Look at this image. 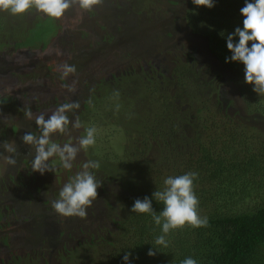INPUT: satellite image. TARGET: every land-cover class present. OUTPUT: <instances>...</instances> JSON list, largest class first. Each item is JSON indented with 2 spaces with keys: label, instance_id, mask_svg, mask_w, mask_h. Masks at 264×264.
Returning a JSON list of instances; mask_svg holds the SVG:
<instances>
[{
  "label": "rangeland",
  "instance_id": "obj_1",
  "mask_svg": "<svg viewBox=\"0 0 264 264\" xmlns=\"http://www.w3.org/2000/svg\"><path fill=\"white\" fill-rule=\"evenodd\" d=\"M243 6L244 0H216L211 9L192 0H99L86 11L70 7L58 19L35 9L21 15L2 11L9 23L24 26L28 37L16 40L15 31L5 34L8 23L0 26V264H82L74 255L88 244L101 251L99 242L113 240L119 217L152 190L156 174L168 167L182 172L183 166L170 165L166 156L172 152L175 159H184L183 136L190 135L189 124H202L207 109L219 113L218 118L209 114V121L228 116L234 125L240 121L264 133V111H252L249 104L255 100L243 98V65L225 63L212 47L214 27L221 29L225 20L242 26ZM50 20L56 28L48 41H33L32 35L41 37ZM65 63L75 66V73L64 77ZM182 63L192 67L190 86L183 78L187 72L178 69ZM146 82L155 88L154 101L142 90ZM250 88L247 95L253 96ZM257 97L264 108V96ZM67 102L79 103L67 115L70 121L79 118L81 127L70 124L68 132L53 136L54 142L78 144L85 129L95 127L96 143L78 153L70 170L53 157L52 171L33 172L34 150L21 138L39 132L25 114L30 110L47 118ZM8 144L16 147L15 166L5 161L13 155ZM93 160L100 167L90 171L101 186L86 217L58 216L51 200ZM255 195L264 199V188ZM102 252L96 257H104ZM26 253L32 257L15 262V255Z\"/></svg>",
  "mask_w": 264,
  "mask_h": 264
},
{
  "label": "trees",
  "instance_id": "obj_2",
  "mask_svg": "<svg viewBox=\"0 0 264 264\" xmlns=\"http://www.w3.org/2000/svg\"><path fill=\"white\" fill-rule=\"evenodd\" d=\"M1 12L0 26L8 23L5 28L7 31H15L14 39L28 37L23 31L24 26H20L18 22L9 23L10 17L4 12L1 15ZM223 23H226L223 29L219 26L211 31V39L213 49L225 59L231 54L226 49L225 39L221 35L233 32L240 23L230 20ZM44 27V32L40 30L43 33L41 37L37 36V32L32 35L33 41L41 40L45 44L55 32L56 25L50 20ZM11 31L5 34H11ZM178 66V69L187 72L183 78L189 85L194 79L191 75L192 67L187 63ZM126 79L128 78L124 80ZM144 84L146 86L144 85L143 92H148L146 95L154 101L155 88L152 85V90L148 82ZM241 85L247 87V94L248 87H251L250 94L253 96L245 94L243 98L247 103L255 100L254 104H249L253 107L252 111H264L262 100L252 91V86L244 82V77ZM178 91L183 93L181 88ZM209 114L214 118L219 116V113L214 114L207 109L206 113H203L202 124H189L190 130L187 133L190 135L183 134L187 136H183V142L187 143L183 160L182 156L175 159V153L172 152L166 156L170 165L174 162L183 166L182 172L168 171L171 168L168 167L155 175L152 190L149 193L144 192V197L151 199L154 191L163 189V181L171 176V173H177L174 176L188 171L197 173L193 188L199 201L198 211L208 212L203 214L205 216L200 215L207 218V225L192 227L185 224L170 231L166 236L169 246L164 248L155 244L156 237L162 233L151 215L131 212V208H128L126 214L119 217L117 232L110 235L113 240L99 242L101 251L94 250L95 247L88 244L82 249V254L79 252L74 255L76 261L80 259L82 264H122L123 255L131 253V263L135 261V264H182L187 257L195 259L197 264H264V199H257L255 195L264 188V133H255L240 121L234 125L228 116L220 122L209 121ZM113 171L115 170H111L109 174L114 175ZM120 175L121 172H118L116 176ZM3 180L0 178V181ZM249 199L252 201L249 206L241 208ZM152 207L159 215L163 204L153 199ZM152 247L157 252L154 256H148L147 252ZM101 252L106 255L97 258L96 255ZM15 256H11L15 257V262L24 261L26 256L27 260L32 257L30 253ZM8 263L9 261H6L4 264Z\"/></svg>",
  "mask_w": 264,
  "mask_h": 264
},
{
  "label": "clouds",
  "instance_id": "obj_3",
  "mask_svg": "<svg viewBox=\"0 0 264 264\" xmlns=\"http://www.w3.org/2000/svg\"><path fill=\"white\" fill-rule=\"evenodd\" d=\"M99 0H0V11L11 15H21L35 9L49 18H61L70 7L77 6L81 10H89ZM196 6L213 8L216 0H192ZM242 26H238L233 32L223 36L228 52L225 63L236 62L243 65L244 82L252 86V91L257 95L264 96V0H244V6L240 9ZM63 76L75 73V66L63 64ZM74 85L68 87V91H74ZM78 102L61 104L50 115L41 113L33 115L29 110L26 112L28 119H34L39 134L25 132L21 140L25 145L31 146L34 156L31 161L33 172L43 175L52 171L50 160L57 157L63 169L70 170L73 161L81 150H87L96 143V128L85 129L78 144H59L52 139L55 134H64L72 128H80L79 118L70 121L67 113L79 109ZM8 155L5 157L8 166H15L16 147L13 144L5 145ZM99 161H88L82 165V170L77 172L64 183L58 192V196L51 200V207L55 214L61 217L84 218L87 209L97 199V189L101 186L93 171L99 169ZM197 177L195 172H187L182 175L168 176L164 179V187L152 193V198L144 197L133 202L131 212L149 214L153 222L160 226L161 235L155 239V244L164 248L169 246L166 239L168 233L174 229L183 227L185 224L192 227L206 226V217L198 214L199 201L195 195L193 182ZM162 202L163 209L159 213L153 210L152 200ZM156 250L152 247L148 250V256H154ZM131 253H125L122 264H131ZM182 264H197L192 257H187Z\"/></svg>",
  "mask_w": 264,
  "mask_h": 264
}]
</instances>
